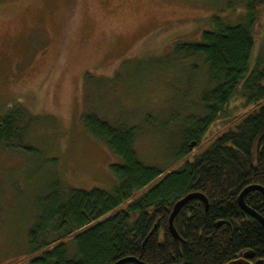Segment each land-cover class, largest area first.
<instances>
[{
	"label": "rangeland",
	"instance_id": "374dc122",
	"mask_svg": "<svg viewBox=\"0 0 264 264\" xmlns=\"http://www.w3.org/2000/svg\"><path fill=\"white\" fill-rule=\"evenodd\" d=\"M241 1L0 0V118L14 108L25 113L20 135L0 144V264H31L29 233L51 200L118 183L111 166L120 160L88 132L85 116L135 129L144 164L182 166L176 157L189 120L204 117L209 76L202 57L176 46L201 42L214 16L238 22L232 8L240 11ZM234 104L183 160L251 110L241 98ZM64 239L72 257L75 243Z\"/></svg>",
	"mask_w": 264,
	"mask_h": 264
},
{
	"label": "trees",
	"instance_id": "16d2710c",
	"mask_svg": "<svg viewBox=\"0 0 264 264\" xmlns=\"http://www.w3.org/2000/svg\"><path fill=\"white\" fill-rule=\"evenodd\" d=\"M238 5L240 11L232 8L240 13L238 22L214 16L201 42L176 46L184 57L204 59L210 85L201 99L204 117L191 118L192 130L184 133L176 157L182 166L167 172L144 164L135 150V129L85 116L88 132L120 160L111 166L118 183L111 191L72 190L65 203L51 200L29 233L31 264H116L124 259H133L124 264H230L247 252L254 253L252 264H264V226L239 203L248 187L264 188V45L256 37L264 0ZM237 98L251 110L230 121L192 159L183 160L193 147H201L217 120L228 117ZM21 111L14 108L0 118V144L9 147L20 135ZM191 194L203 195L208 209L199 199L188 201L174 219L176 238L170 217ZM244 201L264 218L261 192L248 193ZM47 235L58 238L42 241ZM64 238L75 243L72 257Z\"/></svg>",
	"mask_w": 264,
	"mask_h": 264
},
{
	"label": "water",
	"instance_id": "95a60500",
	"mask_svg": "<svg viewBox=\"0 0 264 264\" xmlns=\"http://www.w3.org/2000/svg\"><path fill=\"white\" fill-rule=\"evenodd\" d=\"M253 191H258L261 192L264 195V188L259 187V186H250L247 189H245V191H243V193L240 195L239 197V203L241 208L243 209V211L249 215L250 217H252L253 219H255L256 221H258L260 224H262L264 226V218L259 215L255 210L249 208L246 204H245V196ZM193 199H199L201 201H203L205 203L206 208L208 209V201L207 199L201 195V194H191L187 197H185L184 199H182L181 201H179L175 207L174 210L172 212V215L170 217V230L172 232V234L176 237L179 238L177 231L174 228V219L175 217L178 215V213L180 212L181 208L190 200ZM254 257V253L252 252H247L243 255L242 259H238L230 264H250L249 260L252 259ZM129 261H133V259H124L122 261L117 262L116 264H124L126 262Z\"/></svg>",
	"mask_w": 264,
	"mask_h": 264
},
{
	"label": "flooded vegetation",
	"instance_id": "af4514ba",
	"mask_svg": "<svg viewBox=\"0 0 264 264\" xmlns=\"http://www.w3.org/2000/svg\"><path fill=\"white\" fill-rule=\"evenodd\" d=\"M242 259V257L240 258ZM254 260V257L252 259L249 260L250 264H252L251 262Z\"/></svg>",
	"mask_w": 264,
	"mask_h": 264
}]
</instances>
